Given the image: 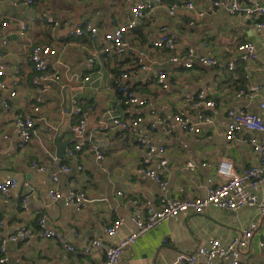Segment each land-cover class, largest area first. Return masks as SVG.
I'll return each mask as SVG.
<instances>
[{"label":"crops","instance_id":"crops-1","mask_svg":"<svg viewBox=\"0 0 264 264\" xmlns=\"http://www.w3.org/2000/svg\"><path fill=\"white\" fill-rule=\"evenodd\" d=\"M142 1L147 0H34L28 6L27 0H0V17L10 23L9 28H0V64L5 67L9 88L0 89V182H18L9 195L0 196V245L19 226H36L39 213H45L49 226L79 249L94 238L104 243L90 254L69 251L52 238L10 243L5 254L0 252V259L8 258L0 264H104L107 247L137 229L131 198L159 205L164 194L175 199L204 196L222 182L217 169L223 161L233 162L239 172L258 162V154L244 140L227 139L226 129L230 109L243 108L264 117L259 105L264 84L259 93L238 96L241 89L264 80V28L254 26V16L230 14L224 8L211 12L214 0H189L194 9L179 7L170 14L167 7L159 6L147 12L138 27L125 34L128 47L124 54L104 52L105 33L128 22L132 6ZM201 11L206 15L200 17ZM46 13L61 24H48ZM87 21L99 28V41L70 34L71 27ZM22 24L27 25L24 32ZM163 28L174 35L177 53L184 54L189 47L204 53L209 43L213 56L223 65L195 63L186 68L172 61L174 51L151 44ZM248 41L256 45L258 58L246 64L239 45ZM35 44L50 45L57 51L47 57V78L39 85L32 83L35 68L30 54ZM94 55L97 61L92 67ZM230 62L235 64L233 69L224 65ZM161 70L167 74L168 88L157 83L156 74ZM124 74L128 76L123 78ZM116 80L127 84L145 104L127 102ZM13 90L15 96L10 94ZM201 91L216 103L203 108L213 121L200 124L199 132L186 133L177 127L168 134L165 124L177 113L198 121V108L193 104ZM38 97L42 98L39 106ZM72 97L83 106H95L88 117L84 148L75 158L67 156L75 139L71 129L74 113L66 112L69 107L72 110ZM18 113L31 114L36 121V131L26 147L20 146L14 126ZM111 116L129 121L141 116L139 134L149 144L166 150L161 155L149 154L136 141L137 134L114 126ZM96 145L105 154L101 161L96 158ZM149 156L147 164L144 160ZM162 158L167 160L165 165L160 164ZM33 161L44 164L48 171L38 170ZM63 163L71 165L73 173L58 172V181L53 182L52 173ZM78 165H82L81 171ZM145 168L163 175L168 182L166 190L145 175ZM73 177L91 199L82 211L53 200L49 194L52 187L67 192ZM252 191L264 204V184ZM25 198L27 208L22 207ZM118 220L123 221L118 233L107 234L106 229ZM248 227L254 228V235L240 262L264 264V216L258 205L237 210L209 206L203 213H181L138 237L119 264H175L179 253L192 252L211 238L229 242ZM214 263L228 264V258L218 257Z\"/></svg>","mask_w":264,"mask_h":264},{"label":"built area","instance_id":"built-area-1","mask_svg":"<svg viewBox=\"0 0 264 264\" xmlns=\"http://www.w3.org/2000/svg\"><path fill=\"white\" fill-rule=\"evenodd\" d=\"M34 0H27L28 6L33 4ZM167 7L170 14H174L179 7H186L194 9L195 5L189 0H147L136 3L132 6V17L128 22L118 24V26L110 32L105 33L104 52H112L115 55H122L126 52L128 43L125 39V34L138 27L141 19L149 11L156 7ZM219 8L226 9L230 14H245L247 16H254V26L261 30L264 28V4L260 0H214L211 12H216ZM206 11L199 12V16L206 15ZM44 20L55 27H58L61 22L56 19L51 13L44 14ZM9 21L0 17V28H9ZM27 30V25L22 24V31ZM70 34L73 36H89L96 41L101 39L99 28L92 22H78L74 27L70 28ZM154 48H166L174 51L171 60L179 62L186 68H191L195 63H200L207 66H221V62L215 58L212 51L207 45V51L199 53L195 48L189 47L184 54H179L176 51V41L174 35L167 32L163 28L162 35L151 42ZM239 50L242 51V59L246 64L254 62L258 58V51L256 45L251 42H244L239 45ZM56 49L50 45L35 44L31 50L30 60L32 61L35 74L32 77V83L39 85L47 78L46 70L48 69L47 57L56 54ZM97 56L90 58V66L94 67L97 61ZM1 59V55H0ZM230 69L235 67L233 62L224 64ZM264 68V64L262 65ZM5 67L0 64V89L7 90L8 85L5 80ZM128 75H122L126 78ZM157 83L163 87L168 88L167 74L165 71H159L156 74ZM119 90L124 94L126 101L131 104L142 106L145 104L144 100H140L135 91L127 84L116 80ZM16 83V82H15ZM264 80L260 84H251L247 88H243L238 92V96L248 95L249 93H259ZM43 90H46L44 87ZM11 96L17 94L16 90L11 91ZM259 105L264 111V94H260ZM42 98L38 97L36 104L39 106ZM72 110L69 107L66 111L69 114L74 113L75 120L71 124L72 133L75 136L73 145L67 150L69 158H75L84 148L86 142V127L88 117L93 112L95 106L93 103L87 106L81 105L78 98L72 97ZM215 102L208 99L205 92L201 91L197 94V99L194 106L198 108V121L193 122L190 118L185 117L182 113L175 114L172 121L165 124L166 132L171 134L177 127L183 129L186 133H194L200 131V124L210 123L213 118L207 116L203 112L204 107H213ZM34 107V111L38 112L40 107ZM111 121L114 126L120 127L123 130H129L137 134L136 141L148 150L149 154L161 155L166 148L165 146H155L149 144L147 138L143 134H139V124L143 118L137 116L132 120H123L117 116H111ZM14 126L17 134L20 137V146L26 147L32 140L36 131V121L33 115L27 113H18L15 117ZM155 124L152 125L154 127ZM259 132L262 136H256ZM241 134V137H238ZM226 137L228 140L242 139L248 143L252 149L258 154V162L246 168L243 172H239L233 162L225 160L220 163L217 173L222 177V182L214 187L208 189L204 196H198L189 199L170 198L163 195L159 200V205L147 201H140L137 198H131L130 202L133 205L132 219L136 224V231L121 238L116 245L108 246L105 253L104 264H119L123 254L128 248L137 240L138 237L146 234L147 231L161 224L172 217H175L184 212H193L196 214L203 213L209 206H215L228 210H237L245 205H258L259 212L264 216V204L258 202L256 194L252 191L253 188L264 184V117L257 113L247 111L243 108L230 109L228 111V125L226 129ZM96 158L101 161L105 158L104 152L98 145L95 147ZM150 156L144 160L145 163L150 164ZM166 159H161L160 164L165 165ZM32 165L42 172H47V167L36 161ZM191 169L195 168L193 163L188 164ZM82 165L77 166V170L81 171ZM74 169L68 163L60 165L58 171L52 173L53 182L58 181V172L68 174L73 173ZM145 175L155 180L162 190H166L168 182L160 172L151 168H145ZM16 179L5 180L0 182V196L9 195L11 190L17 186ZM50 196L53 200L63 203L67 207L82 211L91 202L87 192L78 186L76 179L71 178V185L67 192H62L59 189L52 187L49 190ZM28 199L23 200V208H27ZM122 220L116 221L114 224L106 229V233L114 235L118 233ZM254 235V228H243L236 236L229 242H223L220 239L211 238L207 240L206 244L199 245L192 252H181L177 255L175 264H215V259L218 257H227L228 264H241L240 258L244 251L249 248V244ZM54 239L69 251L80 252L83 254H90L93 249H101L104 243L101 238H94L90 240L84 247L77 248L70 244L65 237L56 229L49 226L48 218L45 213H39L36 226L21 225L9 237L3 238L0 245V252L6 253L7 245L10 243L27 244L37 239ZM167 242V240H163ZM264 246V238L261 241ZM7 257L0 259L1 263L7 261Z\"/></svg>","mask_w":264,"mask_h":264},{"label":"water","instance_id":"water-1","mask_svg":"<svg viewBox=\"0 0 264 264\" xmlns=\"http://www.w3.org/2000/svg\"><path fill=\"white\" fill-rule=\"evenodd\" d=\"M71 101H72V98L70 99ZM97 142V141H96ZM58 144V143H57ZM58 158L59 159H62L63 158V153H62V150H59V152H58Z\"/></svg>","mask_w":264,"mask_h":264}]
</instances>
